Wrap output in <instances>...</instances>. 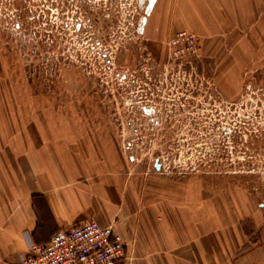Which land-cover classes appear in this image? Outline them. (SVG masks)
<instances>
[{"label": "rangeland", "instance_id": "374dc122", "mask_svg": "<svg viewBox=\"0 0 264 264\" xmlns=\"http://www.w3.org/2000/svg\"><path fill=\"white\" fill-rule=\"evenodd\" d=\"M0 118L264 243V0H0Z\"/></svg>", "mask_w": 264, "mask_h": 264}, {"label": "crops", "instance_id": "0c3cea01", "mask_svg": "<svg viewBox=\"0 0 264 264\" xmlns=\"http://www.w3.org/2000/svg\"><path fill=\"white\" fill-rule=\"evenodd\" d=\"M92 163L68 133L0 118V264H19L29 240L47 243L87 221L121 235L117 264H264V243L246 240L240 224H220L201 194H139Z\"/></svg>", "mask_w": 264, "mask_h": 264}, {"label": "built area", "instance_id": "2783aa9c", "mask_svg": "<svg viewBox=\"0 0 264 264\" xmlns=\"http://www.w3.org/2000/svg\"><path fill=\"white\" fill-rule=\"evenodd\" d=\"M168 46L174 56L182 57L196 50V38L187 31H178ZM124 248V240L111 225L87 221L63 227L47 243L29 240L19 264H117Z\"/></svg>", "mask_w": 264, "mask_h": 264}, {"label": "water", "instance_id": "95a60500", "mask_svg": "<svg viewBox=\"0 0 264 264\" xmlns=\"http://www.w3.org/2000/svg\"><path fill=\"white\" fill-rule=\"evenodd\" d=\"M153 0H151V2H152Z\"/></svg>", "mask_w": 264, "mask_h": 264}]
</instances>
